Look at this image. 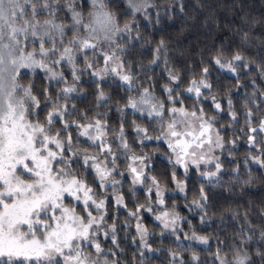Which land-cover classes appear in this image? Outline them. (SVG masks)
Listing matches in <instances>:
<instances>
[{"label":"snow or ice","instance_id":"obj_1","mask_svg":"<svg viewBox=\"0 0 264 264\" xmlns=\"http://www.w3.org/2000/svg\"><path fill=\"white\" fill-rule=\"evenodd\" d=\"M246 7L0 0V264H264V15Z\"/></svg>","mask_w":264,"mask_h":264},{"label":"trees","instance_id":"obj_2","mask_svg":"<svg viewBox=\"0 0 264 264\" xmlns=\"http://www.w3.org/2000/svg\"><path fill=\"white\" fill-rule=\"evenodd\" d=\"M166 2L167 0H161L162 4ZM197 2L198 0H184V3L187 5L188 11L192 13L193 15H197V11H198L196 9ZM203 2L208 3L210 2V0H203ZM222 2L230 3L231 0H222ZM244 2L247 6L245 10L251 16L260 18L262 15H264V4H262V0H244ZM205 15H207L206 12H200L198 16V22L184 32V37H185V39L183 40L184 44H194L197 38L203 39V35H204L203 20H204ZM218 15H219L221 24L227 22V23H231L233 26L235 25L243 26L244 22L240 20L238 16L227 14L225 11H219ZM182 23H183L182 19H177L174 22L166 21V24H165L166 33L175 34L176 31L180 28ZM189 23L191 22L189 21ZM209 26L213 27L211 25V22H209ZM259 30H260V27L257 26L256 31H259ZM230 34L231 33L228 31L219 32L213 37V39H220ZM157 38H159V36H157ZM209 43H211V41H209ZM192 50L195 51L196 48L193 47ZM185 58H188L187 54L185 55ZM157 71H159V69H157ZM217 191H218V194H222L224 196L228 195L227 193H223L220 190H217ZM248 191L250 193V196L253 200L254 205H258L262 200H264V193H262L260 190H248ZM248 199H249L248 196L241 198L239 194L237 193L233 197V206H235V204H245L246 205L248 203ZM253 218L255 219V217Z\"/></svg>","mask_w":264,"mask_h":264}]
</instances>
